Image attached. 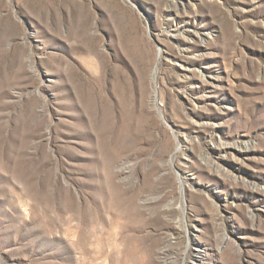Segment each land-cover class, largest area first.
<instances>
[{
    "label": "rangeland",
    "instance_id": "374dc122",
    "mask_svg": "<svg viewBox=\"0 0 264 264\" xmlns=\"http://www.w3.org/2000/svg\"><path fill=\"white\" fill-rule=\"evenodd\" d=\"M193 241L264 264V0H0V264Z\"/></svg>",
    "mask_w": 264,
    "mask_h": 264
},
{
    "label": "bare ground",
    "instance_id": "6f19581e",
    "mask_svg": "<svg viewBox=\"0 0 264 264\" xmlns=\"http://www.w3.org/2000/svg\"><path fill=\"white\" fill-rule=\"evenodd\" d=\"M128 1V0H127ZM170 30H172L173 32H171V31H168L167 33H166V35L167 36H169V37H171V38H177V37H179L180 36V32L178 31V30H176L175 28H170ZM201 38V37H200ZM162 50H159V52H158V55H160V58H161V55H162V52H161ZM158 59V58H157ZM165 59H167V58H165ZM160 60V59H159ZM167 61H169L171 64H173V65H175V66H177L181 71L183 70L184 72H190V71H192L188 66H186V65H183V63H178V61H176V60H171V59H167ZM191 73V72H190ZM156 74H157V68L156 67H154L153 69H152V72H151V77L153 78V79H155V76H156ZM182 74H186V73H182ZM210 77V76H209ZM189 141L188 140H185V143L184 144H182V145H177V149H181L182 147L184 148V149H188V147H187V144H189L188 143ZM223 145V144H222ZM228 146H230L229 144L228 145H225L224 147H228ZM237 149V148H236ZM239 149H241V148H239ZM240 151V150H239ZM241 151H243V150H241ZM186 159V161H188V158H185ZM187 232V231H186ZM192 235H193V237L196 239L197 238V236L195 235V234H193L192 233ZM194 240V239H193ZM193 247H192V253H191V255H192V259L190 260V264H200V263H202L203 262V260H204V256H205V252H204V247H203V245L202 244H200V243H198L197 241H193Z\"/></svg>",
    "mask_w": 264,
    "mask_h": 264
}]
</instances>
